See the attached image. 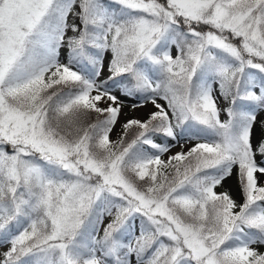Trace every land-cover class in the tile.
Instances as JSON below:
<instances>
[{"label":"snow or ice","instance_id":"snow-or-ice-1","mask_svg":"<svg viewBox=\"0 0 264 264\" xmlns=\"http://www.w3.org/2000/svg\"><path fill=\"white\" fill-rule=\"evenodd\" d=\"M0 264H264V0H0Z\"/></svg>","mask_w":264,"mask_h":264}]
</instances>
